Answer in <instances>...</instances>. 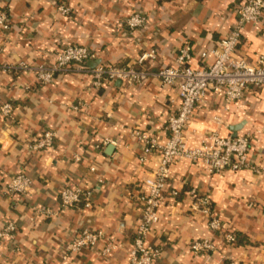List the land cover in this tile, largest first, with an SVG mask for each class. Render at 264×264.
<instances>
[{"label":"crops","instance_id":"crops-1","mask_svg":"<svg viewBox=\"0 0 264 264\" xmlns=\"http://www.w3.org/2000/svg\"><path fill=\"white\" fill-rule=\"evenodd\" d=\"M247 1L0 0V9H7L16 24L7 36L0 34V63L50 64L52 50L79 44L98 54V64L136 66L144 53L157 49L158 57L149 66L170 67L183 46L191 45L198 58L226 39L238 8ZM60 6L70 8V14H61ZM135 11L150 16L147 30L130 32L125 27ZM236 56L249 62L264 56V20L246 27ZM192 66H199L198 59ZM60 75L40 86L22 73H0V105L11 102L15 108L14 121L0 114V229L7 221L18 226L16 243L4 247L0 264H128L142 217L143 180L155 172L161 157L153 149L141 164L142 145L133 132L140 129L164 144L168 118L180 103L177 89L163 88L159 80L133 86L114 82L95 89L85 73ZM49 129L58 134L54 148L32 152V144ZM259 131L251 160L261 175H210L190 162L173 166L171 186L181 194L160 210V222L149 237L150 244L163 248L156 264H218L222 257L233 264H264V88L250 89L228 107L210 94L197 107L187 137L194 148L212 132L234 137L235 132ZM22 170L32 178L33 189L20 201L8 196L4 187ZM64 185L92 191L93 207L61 211L59 191ZM191 188L210 193L215 211L238 234L234 247L218 243L219 252L210 259L189 251L193 241L211 237L204 218L191 209ZM37 207L59 214L36 216ZM82 228L103 230L126 247L106 258L88 250L63 261L65 243Z\"/></svg>","mask_w":264,"mask_h":264},{"label":"built area","instance_id":"built-area-1","mask_svg":"<svg viewBox=\"0 0 264 264\" xmlns=\"http://www.w3.org/2000/svg\"><path fill=\"white\" fill-rule=\"evenodd\" d=\"M59 12L70 14V8L60 6ZM264 20V0H248L238 8L237 22L226 39L220 41L215 48L204 50L195 55L189 44L179 49L173 66L154 69L149 66L158 57L157 49L144 53L136 66H109L89 64L98 60V54L89 47L79 44L68 45L51 51L53 62L30 63L22 61L16 65L0 63V73H22L31 77L40 86L52 84L59 74L70 72L85 73L91 77L92 86L101 89L104 85L123 82L127 86L143 84L149 80H159L163 88H176L180 100L178 109L167 121L165 132L167 138L161 144L156 137L138 129L133 132L135 140L142 145L141 164L148 161L153 149L160 154V162L151 176L143 180L144 193L141 197L142 217L136 231V236L128 251V264H156L162 259L163 248L149 243V237L154 227L160 222V210L176 201L181 192L172 188V168L181 162H190L202 167L208 174L217 175L227 171H252L261 175V168L251 160L252 145L257 134L246 133L236 137H224L218 132H212L192 148L189 145L187 132L198 106L206 103L211 94L222 99L228 107L239 102L250 89L264 88V56L255 62L238 58L236 52L246 27L258 24ZM151 18L142 11L133 12L125 21V27L130 31L147 30ZM14 24L5 12L0 11V34L7 36L14 31ZM2 48H0V53ZM198 59L199 66L192 63ZM78 106L74 110H79ZM0 114L6 121L15 120V108L11 102L0 105ZM58 139L57 132L45 130L30 147L32 152L53 149ZM105 140L103 145H106ZM101 149V146H98ZM80 162L79 157L74 158ZM95 172V169L92 168ZM33 189V180L26 170L20 171L9 178L4 190L8 196L18 197L22 201ZM192 199V211L204 218L211 237L193 241L189 251L194 256H206L210 259L219 252L218 243L223 247L232 248L237 244V231L223 220L215 211L210 193H201L196 188L188 192ZM253 207V204L250 205ZM83 207H93V193L81 187L64 185L59 191V208L61 211ZM36 216L55 218L58 211L48 207L34 209ZM18 226L15 221H7L0 229V257L6 245L16 243ZM126 244L117 240L103 230L82 228L65 243L62 260L83 251L96 250L99 256L106 258L113 253L125 249ZM19 252V249H16ZM226 257L220 258L218 264L228 263Z\"/></svg>","mask_w":264,"mask_h":264},{"label":"water","instance_id":"water-1","mask_svg":"<svg viewBox=\"0 0 264 264\" xmlns=\"http://www.w3.org/2000/svg\"><path fill=\"white\" fill-rule=\"evenodd\" d=\"M97 64H98V62H94V63H91L90 66H91V67H94V66H96ZM235 130H236V131L239 130V127H236ZM235 133H236V134H235L234 137L237 136V132H235ZM112 149H113V148H112V146H111V147H110V150H112Z\"/></svg>","mask_w":264,"mask_h":264},{"label":"trees","instance_id":"trees-1","mask_svg":"<svg viewBox=\"0 0 264 264\" xmlns=\"http://www.w3.org/2000/svg\"><path fill=\"white\" fill-rule=\"evenodd\" d=\"M0 11H2V12H5L6 14H8V15H9V12H8V10H7V9H2V8H1V9H0ZM59 76H61V75L59 74V75H58V77H59ZM237 242H238V240H237Z\"/></svg>","mask_w":264,"mask_h":264}]
</instances>
